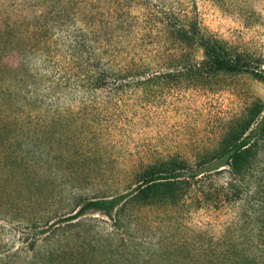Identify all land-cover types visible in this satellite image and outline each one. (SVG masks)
I'll return each instance as SVG.
<instances>
[{"label":"trees","instance_id":"1","mask_svg":"<svg viewBox=\"0 0 264 264\" xmlns=\"http://www.w3.org/2000/svg\"><path fill=\"white\" fill-rule=\"evenodd\" d=\"M4 6L0 264H264L263 100L229 118L216 145L193 159H142L131 166L125 189L108 185L116 173L109 159L164 91L184 82L207 88L202 80L220 74L264 82L263 59L204 31L193 15L178 21L156 3L170 18L165 27L185 46L202 49V59L149 55L139 24L119 0L81 1L75 35L40 42L29 21L11 15L9 8L17 13L22 5ZM130 203L133 210L179 207L185 216L175 233L163 231L145 249L135 243L136 221L122 217ZM201 212L219 227H189L188 217Z\"/></svg>","mask_w":264,"mask_h":264},{"label":"rangeland","instance_id":"2","mask_svg":"<svg viewBox=\"0 0 264 264\" xmlns=\"http://www.w3.org/2000/svg\"><path fill=\"white\" fill-rule=\"evenodd\" d=\"M81 1L1 0L0 15L5 13L4 5L21 4L17 13L9 8L11 15L18 16L19 22L23 21L26 26L28 21L31 23V35H34L35 42L56 33L72 37L83 21ZM119 1L139 24L140 37L144 35L141 40L148 54L157 56L163 62L178 61L185 57L202 59V49L185 46L165 27L170 18H163L164 12L159 9L162 5L165 10H171L178 21L193 15L204 31L224 40L233 48L248 51L264 60V0ZM24 16L28 20H24ZM8 58L10 61L15 60L12 56ZM209 78L207 81L202 80L209 85L207 88L184 82L182 87L166 90L156 98L155 107L147 111L136 129L129 131L122 150L119 149L109 159L112 170L116 172L114 179L109 180V186L125 189L129 183L131 166L142 159L151 161L172 153L193 159L198 150L216 145L227 129L229 118L239 115L251 101H264V82L251 74H220ZM196 85L201 84L196 82ZM133 208L131 203L128 204L122 217L125 222L136 221L133 223H136L133 232L139 237L135 243L145 249L157 242L163 236V231L175 233L185 216L179 207ZM88 217L106 219L100 212H90ZM187 222L189 227L203 225L211 230L219 227L215 218L210 219L206 212L192 214ZM108 228L114 230L115 226ZM122 231H118L120 237H123Z\"/></svg>","mask_w":264,"mask_h":264}]
</instances>
